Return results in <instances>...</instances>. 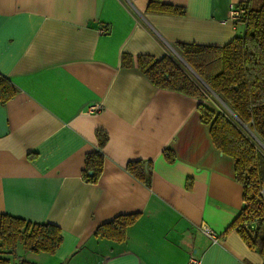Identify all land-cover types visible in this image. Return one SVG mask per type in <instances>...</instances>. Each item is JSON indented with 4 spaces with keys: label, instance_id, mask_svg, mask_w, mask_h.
I'll return each instance as SVG.
<instances>
[{
    "label": "crops",
    "instance_id": "obj_1",
    "mask_svg": "<svg viewBox=\"0 0 264 264\" xmlns=\"http://www.w3.org/2000/svg\"><path fill=\"white\" fill-rule=\"evenodd\" d=\"M163 1L184 14L146 12L147 0H0V72L17 88L0 103V212L62 234L53 253L18 247L11 264H188L191 255L197 264H264L235 228L224 233L242 186L200 120L202 100L120 65L124 52L160 57L176 41L224 44L243 31L230 5L261 0ZM96 126L108 139L88 182ZM133 160L151 161L150 186L126 169ZM131 212L139 215L124 240L94 235Z\"/></svg>",
    "mask_w": 264,
    "mask_h": 264
},
{
    "label": "trees",
    "instance_id": "obj_2",
    "mask_svg": "<svg viewBox=\"0 0 264 264\" xmlns=\"http://www.w3.org/2000/svg\"><path fill=\"white\" fill-rule=\"evenodd\" d=\"M238 6L244 9L236 20L241 22L243 31L226 43L176 41L172 43L173 53L160 57L137 54L134 58L124 52L120 65H135L155 86L202 100L197 104L200 120L209 125L214 146L232 157L235 180L242 186V207L224 233L235 228L247 246L264 257V0L258 6L247 2ZM145 11L182 15L185 8L163 0H147ZM16 91V86L0 72V103ZM209 92L220 97L224 109L215 110L206 102ZM94 135L97 148L85 154L82 169L88 182H96L102 171V148L108 139L107 131L99 126L94 128ZM162 154L167 162L175 158L171 149H164ZM126 169L150 186V160L128 161ZM186 186H190L189 180ZM138 215H115L98 225L94 235L122 241ZM250 222L251 228L247 226ZM61 241L60 227L54 223L33 222L0 212V264H11L18 247L53 253Z\"/></svg>",
    "mask_w": 264,
    "mask_h": 264
},
{
    "label": "built area",
    "instance_id": "obj_3",
    "mask_svg": "<svg viewBox=\"0 0 264 264\" xmlns=\"http://www.w3.org/2000/svg\"><path fill=\"white\" fill-rule=\"evenodd\" d=\"M244 9L240 6L236 5H230V9H229V17L232 20H239L242 13H243ZM100 31L105 32L106 29L105 28H101ZM247 226H249L250 228L253 227V222H250L249 224H247ZM203 231L212 239H216V235L210 231V229H208L207 227H203L202 228ZM198 263V258L194 255H191L189 257V263L188 264H197Z\"/></svg>",
    "mask_w": 264,
    "mask_h": 264
},
{
    "label": "rangeland",
    "instance_id": "obj_4",
    "mask_svg": "<svg viewBox=\"0 0 264 264\" xmlns=\"http://www.w3.org/2000/svg\"><path fill=\"white\" fill-rule=\"evenodd\" d=\"M254 6H258V3L255 4ZM206 102H208L209 105L215 110L224 109L222 100L220 99V97H218L214 93H211V92L206 93Z\"/></svg>",
    "mask_w": 264,
    "mask_h": 264
}]
</instances>
